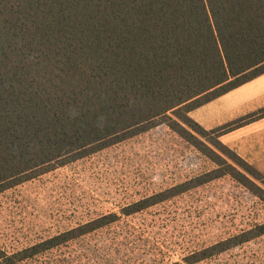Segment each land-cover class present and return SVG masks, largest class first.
Masks as SVG:
<instances>
[{"label": "trees", "instance_id": "1", "mask_svg": "<svg viewBox=\"0 0 264 264\" xmlns=\"http://www.w3.org/2000/svg\"><path fill=\"white\" fill-rule=\"evenodd\" d=\"M264 74V0H0V193L165 126L213 168L12 252L38 258L228 177L264 206V173L190 113ZM264 236V220L184 255L199 264Z\"/></svg>", "mask_w": 264, "mask_h": 264}, {"label": "rangeland", "instance_id": "2", "mask_svg": "<svg viewBox=\"0 0 264 264\" xmlns=\"http://www.w3.org/2000/svg\"><path fill=\"white\" fill-rule=\"evenodd\" d=\"M191 117L202 126V108ZM213 167L165 126L152 129L0 193V247L12 252L99 215L118 213ZM262 220L264 206L224 177L121 217L34 264L180 262L187 253ZM199 264H264V236Z\"/></svg>", "mask_w": 264, "mask_h": 264}, {"label": "crops", "instance_id": "3", "mask_svg": "<svg viewBox=\"0 0 264 264\" xmlns=\"http://www.w3.org/2000/svg\"><path fill=\"white\" fill-rule=\"evenodd\" d=\"M200 108L206 130L264 109V74ZM219 140L244 161L264 170V117L223 134Z\"/></svg>", "mask_w": 264, "mask_h": 264}]
</instances>
